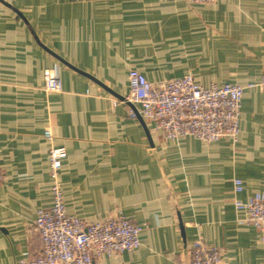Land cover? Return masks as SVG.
<instances>
[{
    "label": "crops",
    "instance_id": "crops-1",
    "mask_svg": "<svg viewBox=\"0 0 264 264\" xmlns=\"http://www.w3.org/2000/svg\"><path fill=\"white\" fill-rule=\"evenodd\" d=\"M131 68L243 86L237 139L170 140L130 117ZM44 69L60 91L44 89ZM58 146L68 213L142 226L139 247L102 264H188L196 240L223 264H264V238L234 206L264 192V0H0V264L41 253L33 221Z\"/></svg>",
    "mask_w": 264,
    "mask_h": 264
},
{
    "label": "built area",
    "instance_id": "built-area-1",
    "mask_svg": "<svg viewBox=\"0 0 264 264\" xmlns=\"http://www.w3.org/2000/svg\"><path fill=\"white\" fill-rule=\"evenodd\" d=\"M42 77L46 91L61 90L60 78L49 69L43 70ZM127 78L129 90L121 101L130 105L129 116L152 123L165 138L177 140L190 136L205 142L222 137L237 139L243 86L229 82L201 85L189 73L152 83L134 68L129 69ZM43 136L48 140L53 137L49 128L44 129ZM66 155L63 146L49 149L51 204L38 209L33 221L41 253L34 258L15 260L13 264H102L99 262L102 256H114L140 245L142 226L121 213L87 221L66 211L60 184V170ZM2 177L0 167V181ZM242 190V180L233 179L234 193ZM234 206L241 212L238 223L253 226L264 238V192H255L245 201L236 198ZM188 264H223V261L217 247L196 240L192 243Z\"/></svg>",
    "mask_w": 264,
    "mask_h": 264
}]
</instances>
